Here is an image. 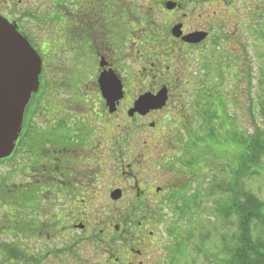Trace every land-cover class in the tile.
<instances>
[{
	"label": "flooded vegetation",
	"instance_id": "obj_1",
	"mask_svg": "<svg viewBox=\"0 0 264 264\" xmlns=\"http://www.w3.org/2000/svg\"><path fill=\"white\" fill-rule=\"evenodd\" d=\"M248 1L159 0L153 3L167 14H134L124 7L137 8L138 0H0V17L42 67L13 152L0 159V264L149 260L163 241L156 231L171 222L170 207L182 209L179 196L196 182L178 158L183 150L200 154L196 140L189 139L195 148L186 151L182 139L190 99L201 89L196 83L216 90L225 109L249 85V64L237 51L253 10L241 5ZM208 5L223 12L195 14ZM45 66L86 67L91 90L78 91L80 80L60 100ZM219 75L225 93L213 79ZM110 77L120 83V96L103 91ZM162 90L161 109L131 114L138 99Z\"/></svg>",
	"mask_w": 264,
	"mask_h": 264
},
{
	"label": "rangeland",
	"instance_id": "obj_2",
	"mask_svg": "<svg viewBox=\"0 0 264 264\" xmlns=\"http://www.w3.org/2000/svg\"><path fill=\"white\" fill-rule=\"evenodd\" d=\"M148 1L138 0V2H133L136 3L137 8L128 5L124 7V10L130 13L136 12L134 14H141L142 12L150 13V11L153 14H167L160 13L161 11L153 3L159 0ZM237 3L240 4L239 2ZM241 5L246 7L245 9L247 7L249 9L251 5V8H253L248 18L243 21L246 26L241 25L243 29H241L242 38L240 40H242L244 45H238L240 50H237L242 54V58L245 60L244 63L249 64V85L247 90L243 89L244 92L240 93L243 94V98L237 96L235 98L234 95L232 103L229 105L230 108L225 109L224 107L226 106L223 107V102L216 98V90L214 92H208L209 86L203 80H199L196 83L195 86L197 88L201 87V89L200 92H197L193 103L191 101L192 99H190L189 105L191 104V108H189L192 110L188 114L189 125L188 129L184 130L182 139L188 145L185 148L186 151L195 148V146H190L192 143L189 142V139L196 140L200 146V154L195 153L190 157L191 153L189 152L190 155H188L183 150L178 158L185 159L186 162H183L181 165L187 169L192 163L191 172L187 171L189 173H186L185 177L196 182L193 185L192 183L187 185V187L189 186L187 195L191 200L196 199L197 204H195L196 206L194 204L187 205L186 208L188 210L190 209V212H188V216L185 218L179 217V213H175V207H170V224L164 227V231L162 226L156 231L158 233L157 237L162 238L163 241H160L158 248L150 253V258L145 264H218V260L226 257L227 249L233 247L231 240L235 232V217L232 215L227 223L224 222L221 224L217 220L218 217L211 215L214 202L224 203L227 201L226 199L228 197L224 195L225 189L223 185L220 187L215 186L214 192L217 193L216 195L210 196L209 188L211 187L213 179L217 183L216 179L220 182L226 178L222 171L230 164L225 161L230 155V146L225 141L228 132L231 133L234 130H241L249 136L257 130L263 133L262 139H264V114L262 115L261 113L262 105H264V0H249L246 5L242 3ZM258 5L261 7L260 10L255 7ZM77 10L78 6H76ZM215 10L223 12L221 8L216 9L208 5L195 14H213L212 12ZM240 11L241 9L234 7V14H240ZM258 11L260 12L258 13ZM238 21L239 17H237L235 22ZM243 22L239 21L238 24H243ZM243 51L245 56L243 55ZM224 62L225 57L221 56L219 63ZM233 62L237 65L240 60L236 59ZM43 69L45 70V75H47L49 88L52 91L60 92V100L71 96L74 92L72 83L76 84L80 80L84 81L77 84L79 86L78 91H86L87 86H90L89 90H91L92 86L87 85V79H89L88 77L91 73L88 74L86 67H81L80 69L77 66H45ZM162 72L163 68L161 69ZM213 79L221 87V91L225 93L226 87L222 81V77L219 75L217 80L215 78ZM208 82L210 86H215L212 80H208ZM240 84L239 87L242 89ZM215 103L218 104V107H214ZM210 104L211 106H209ZM215 112L218 115L217 113L215 115ZM143 130L145 131V129ZM184 146L185 144L181 146V149H184ZM213 157L220 160L214 163L211 161ZM180 159H177L178 163L181 161ZM194 169L200 170V174L197 177L195 176L196 178L193 177L194 173H192L195 171ZM258 171L259 175L243 179L239 201H242V195L245 196L243 197L244 199L247 198V195L254 196L260 202L264 201V155L259 160ZM113 180L116 181L115 179ZM122 213L125 214V211ZM164 215H167V213ZM210 223L211 225H209ZM255 225L252 224L253 237L256 235ZM221 234L229 238L231 243H222L220 239ZM206 235L209 236L201 242L200 237ZM175 239L177 240L175 241ZM179 240L182 244L179 247L181 254L172 251L177 249L176 243Z\"/></svg>",
	"mask_w": 264,
	"mask_h": 264
},
{
	"label": "trees",
	"instance_id": "obj_3",
	"mask_svg": "<svg viewBox=\"0 0 264 264\" xmlns=\"http://www.w3.org/2000/svg\"><path fill=\"white\" fill-rule=\"evenodd\" d=\"M256 8L259 9L258 6ZM248 10L250 12L252 9L249 8ZM261 113L262 115L264 114V105H262ZM255 128L258 129L257 127ZM262 134L263 133L256 130L252 135H249V137L244 131L234 130L231 133L228 132L225 137V141L230 146L231 155H229V158L225 161L231 165L229 164L222 171L226 176L225 180L219 182V180L216 179L217 183L219 182L217 184L215 179H213L211 187L209 188V194L210 196L216 195L217 192H214L215 186L220 187L223 185L225 189L224 195H227L226 197L228 198L224 203L214 202L211 215L218 217L217 220L221 224L224 222L227 223L229 218L233 215L236 219V223L234 225L235 232L231 240L233 247L227 249L225 258L218 260L220 264H264V201L260 202V200L254 196H247L246 194L247 198L244 199L243 197L245 196L242 195V201H239L243 179L259 175V160L261 156L264 155V139H262ZM219 160L220 159L213 157L211 161L216 163ZM188 167L191 168L192 163ZM179 199H182L181 201L185 205L182 209H176L175 213H179V217L185 218L188 216V212H190V209L188 210L186 208L187 205L197 204L196 199L191 200L187 193H183V195L179 196ZM252 224H256V235L254 237L252 235ZM209 225H211V223ZM208 236L200 237V241L202 242ZM220 239L222 243H231L229 238L225 237L223 234H221ZM176 240L177 239H175V241ZM178 242L176 243L177 249L172 251L181 254L179 247L182 244L180 240Z\"/></svg>",
	"mask_w": 264,
	"mask_h": 264
},
{
	"label": "water",
	"instance_id": "obj_4",
	"mask_svg": "<svg viewBox=\"0 0 264 264\" xmlns=\"http://www.w3.org/2000/svg\"><path fill=\"white\" fill-rule=\"evenodd\" d=\"M172 8L173 5L166 4V9ZM193 38L196 35L189 37ZM40 74L39 56L16 29L0 17V159L9 157L13 152L25 107L39 88ZM102 89L105 92H117L119 96L122 94L121 85L114 77L105 81ZM165 94V90H162L156 96L141 97L131 114L161 109L165 104ZM113 196L117 199L119 193Z\"/></svg>",
	"mask_w": 264,
	"mask_h": 264
}]
</instances>
